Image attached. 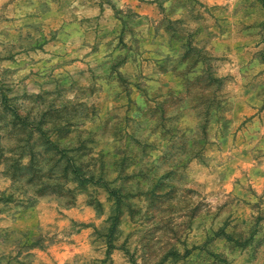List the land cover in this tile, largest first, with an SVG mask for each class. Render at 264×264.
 <instances>
[{
  "label": "rangeland",
  "instance_id": "rangeland-1",
  "mask_svg": "<svg viewBox=\"0 0 264 264\" xmlns=\"http://www.w3.org/2000/svg\"><path fill=\"white\" fill-rule=\"evenodd\" d=\"M0 264H264V0H0Z\"/></svg>",
  "mask_w": 264,
  "mask_h": 264
}]
</instances>
